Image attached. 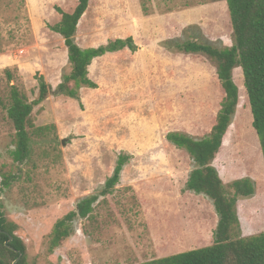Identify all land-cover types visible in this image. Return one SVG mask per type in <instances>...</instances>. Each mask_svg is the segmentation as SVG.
Here are the masks:
<instances>
[{"label":"rangeland","instance_id":"rangeland-1","mask_svg":"<svg viewBox=\"0 0 264 264\" xmlns=\"http://www.w3.org/2000/svg\"><path fill=\"white\" fill-rule=\"evenodd\" d=\"M76 5L0 0V206L17 226L28 264H140L212 245L218 223L212 202L184 191L194 164L165 136H207L224 92L213 60L166 44L230 47L225 0H89L74 42L91 48L132 37L137 51L94 59L88 70L97 88H82L78 101L50 95L35 107L30 156L13 162L10 88L30 102L38 93L36 75L55 90L69 73L63 38L49 27L61 18L55 7L71 13ZM242 79L234 69L238 104L212 166L224 185L253 183L254 194L236 203L246 238L264 232V161ZM121 153L131 159L112 194L99 197L89 217L76 218L71 235L50 250L54 224L103 189ZM1 174L17 179L4 189Z\"/></svg>","mask_w":264,"mask_h":264},{"label":"trees","instance_id":"trees-1","mask_svg":"<svg viewBox=\"0 0 264 264\" xmlns=\"http://www.w3.org/2000/svg\"><path fill=\"white\" fill-rule=\"evenodd\" d=\"M88 3L89 0H77L71 13L54 8L61 18L49 29L63 38L70 66L69 73L62 76L56 89L52 90L44 78L38 75L35 76L38 93L33 101L29 102L15 86L10 88V105L6 113L14 130V149L10 152L14 163L23 164L30 156L32 141L28 127L35 107L40 106L50 95L78 101L82 88H97L90 79L88 70L94 59L125 49L131 53L137 51L132 37L110 40L98 47L80 48L74 42V36ZM225 3L233 32V43L230 47L217 48L188 40L166 44L168 48H175L179 52L202 54L213 60L216 63L217 79L224 92L215 125L207 136L194 139L174 131L165 136L168 143L185 151L194 164L188 174L184 191L203 195L212 202L218 216L213 244L140 264H264V232L246 238L239 234L236 203L239 198H248L254 194L252 181L243 178L224 185L212 166L238 104V89L233 81V70L236 68H240L242 73V84L252 116L251 125L264 161V0H225ZM142 12L144 15L148 12L143 5ZM130 159V155L119 154L103 189L98 194L81 199L74 211L54 224L50 250L60 246L71 235L72 223L76 218L89 217L99 197L112 194L120 181L124 166ZM1 177V186L4 189L9 188L17 179L12 174H1ZM16 231L17 226L7 221L0 206V264H13L17 259L16 264H28L26 246Z\"/></svg>","mask_w":264,"mask_h":264},{"label":"water","instance_id":"water-1","mask_svg":"<svg viewBox=\"0 0 264 264\" xmlns=\"http://www.w3.org/2000/svg\"><path fill=\"white\" fill-rule=\"evenodd\" d=\"M62 144H63V142H62ZM17 261H18V259H17V260H15V261L13 262V264H16V263H17Z\"/></svg>","mask_w":264,"mask_h":264},{"label":"crops","instance_id":"crops-1","mask_svg":"<svg viewBox=\"0 0 264 264\" xmlns=\"http://www.w3.org/2000/svg\"><path fill=\"white\" fill-rule=\"evenodd\" d=\"M186 183V182H185ZM172 255H174V254H172ZM169 256H171V255H169ZM165 257V256H164ZM164 257H161V258H164ZM167 257V256H166ZM159 259V258H158Z\"/></svg>","mask_w":264,"mask_h":264}]
</instances>
